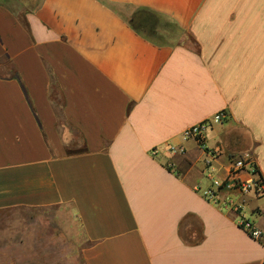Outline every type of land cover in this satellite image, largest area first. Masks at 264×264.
I'll return each instance as SVG.
<instances>
[{
    "label": "crops",
    "instance_id": "obj_1",
    "mask_svg": "<svg viewBox=\"0 0 264 264\" xmlns=\"http://www.w3.org/2000/svg\"><path fill=\"white\" fill-rule=\"evenodd\" d=\"M221 111L208 146L264 179V0H0V215L59 209L84 264H264V197L258 240L194 189L183 133Z\"/></svg>",
    "mask_w": 264,
    "mask_h": 264
},
{
    "label": "rangeland",
    "instance_id": "obj_2",
    "mask_svg": "<svg viewBox=\"0 0 264 264\" xmlns=\"http://www.w3.org/2000/svg\"><path fill=\"white\" fill-rule=\"evenodd\" d=\"M161 36L179 37L173 23L158 18ZM168 33V34H167ZM59 209L9 210L0 215V264H84L80 228H62Z\"/></svg>",
    "mask_w": 264,
    "mask_h": 264
},
{
    "label": "built area",
    "instance_id": "obj_3",
    "mask_svg": "<svg viewBox=\"0 0 264 264\" xmlns=\"http://www.w3.org/2000/svg\"><path fill=\"white\" fill-rule=\"evenodd\" d=\"M227 118L228 113L221 111L212 119L194 125L183 133V139L186 142L193 141L205 155L202 172L207 184H197L194 189L208 202L222 209L234 211L239 217V225L254 238L261 240L263 232L244 215L251 197L257 199L264 197V179L259 175L253 153L250 151L237 153L224 163L221 161L220 152L207 144L209 132L215 126L223 124ZM165 148L174 156H182L188 152L183 145H167ZM158 153V149L152 151L153 155Z\"/></svg>",
    "mask_w": 264,
    "mask_h": 264
},
{
    "label": "trees",
    "instance_id": "obj_4",
    "mask_svg": "<svg viewBox=\"0 0 264 264\" xmlns=\"http://www.w3.org/2000/svg\"><path fill=\"white\" fill-rule=\"evenodd\" d=\"M137 15L139 17V22L135 23V26L141 30L144 29L151 35L155 31L154 28L158 26V18L160 17L147 11H139Z\"/></svg>",
    "mask_w": 264,
    "mask_h": 264
}]
</instances>
